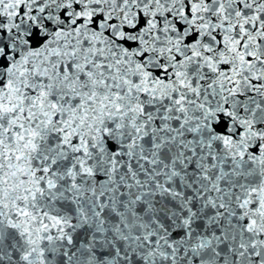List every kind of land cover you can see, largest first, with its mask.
Wrapping results in <instances>:
<instances>
[{"label": "snow or ice", "instance_id": "6c2138e0", "mask_svg": "<svg viewBox=\"0 0 264 264\" xmlns=\"http://www.w3.org/2000/svg\"><path fill=\"white\" fill-rule=\"evenodd\" d=\"M0 264H264V0H0Z\"/></svg>", "mask_w": 264, "mask_h": 264}]
</instances>
